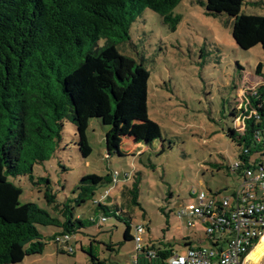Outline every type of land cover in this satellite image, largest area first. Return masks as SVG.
<instances>
[{
  "label": "trees",
  "instance_id": "obj_1",
  "mask_svg": "<svg viewBox=\"0 0 264 264\" xmlns=\"http://www.w3.org/2000/svg\"><path fill=\"white\" fill-rule=\"evenodd\" d=\"M182 1L0 0V264H18L26 257L42 255L46 237L40 228L53 229L48 240L57 247L67 237V252L59 251L66 254L73 253L70 243L74 235H86L83 229L92 225L100 228L108 218L122 222L124 241L135 243L136 226L132 236L130 209L139 206L138 178L128 187L126 175L121 180L127 183L121 192L127 196L126 203L113 200L109 205L104 201L111 200L109 191L94 199L95 191L102 185L116 187V172L86 175L69 194L59 195L47 176L34 175V168L55 154L65 122L75 127L82 158L92 152L87 137L92 119L108 127L107 157L130 154L123 150L128 146L124 143L126 133H137L134 143L142 148L136 153L139 156L160 139L159 127L147 114L150 72L143 63L122 53L119 46L129 42L131 25L146 9L174 32L181 17L173 10ZM248 4H252L250 0L198 1L206 15H224L232 27L245 18L242 9ZM246 18L253 31L264 35V16ZM255 75L263 83L247 92L241 104L236 100L229 113L232 127L226 131L237 149L234 164L239 165L236 170L234 164L226 169L237 174L239 182L243 171L254 167L264 154L262 64H257ZM238 83L231 87L236 96ZM215 168L220 171L223 166L217 164ZM19 178L38 189L46 209L20 203L23 190L14 182ZM191 197L194 201V195ZM89 201L103 212L97 220H83L76 212ZM106 247L112 250L113 245ZM149 251L153 257L147 255ZM135 254L137 264H166L174 251L171 246H145ZM87 255L93 264H102L90 250Z\"/></svg>",
  "mask_w": 264,
  "mask_h": 264
},
{
  "label": "rangeland",
  "instance_id": "obj_2",
  "mask_svg": "<svg viewBox=\"0 0 264 264\" xmlns=\"http://www.w3.org/2000/svg\"><path fill=\"white\" fill-rule=\"evenodd\" d=\"M198 1L183 0L173 10V14L181 17L174 32L157 14L144 10L131 25L129 42L119 46L122 53L143 63L150 72L147 114L148 120L159 127L160 139L139 156L136 153L142 148L134 143L137 133H126L124 143L129 147L123 150L130 154L107 157L108 127L92 119L87 130L92 152L82 158L75 127L65 122L55 154L34 168V175L47 176L59 195L69 194L86 175L116 172V187L102 185L95 191L94 199L109 191L111 200L104 198L109 205L113 200L126 203L127 196L121 193L127 184L121 180L126 175L128 187L138 178L139 206L130 209L131 235H135L134 226H144L143 247L171 246L178 255H184L189 247H211L203 224L197 219H179L177 213L180 207L193 202L192 190L219 192L222 197L238 186L237 174L226 169L234 164L237 155L236 147L226 136L227 129L232 127L229 113L236 100L241 104L247 92L263 83L255 75L257 64H262L264 74V35L253 31L250 19L246 18L264 16V0H250L252 4L242 9L245 18L235 27L224 15H206ZM241 46L251 47L242 50ZM237 82L236 96L231 87ZM236 124L239 127L241 122L238 120ZM217 164L223 166L220 171H216ZM14 182L23 190L21 204L34 203L46 209L36 187L24 178ZM76 212L83 220H97L103 215L92 201ZM189 221L194 227H188ZM40 230L46 237L43 254L26 257L18 264H93L87 255L89 250L102 264H128L135 255V243L123 239L125 225L114 218H108L100 228L92 225L83 229L86 235H74L70 243L72 254L60 253V250L67 252V248L48 240L52 228ZM111 244L112 250L107 249ZM243 264L251 263L244 260ZM260 264H264V258Z\"/></svg>",
  "mask_w": 264,
  "mask_h": 264
},
{
  "label": "built area",
  "instance_id": "obj_3",
  "mask_svg": "<svg viewBox=\"0 0 264 264\" xmlns=\"http://www.w3.org/2000/svg\"><path fill=\"white\" fill-rule=\"evenodd\" d=\"M238 166L235 163L233 168ZM191 194L194 201L180 207L177 216L199 220L211 247H189L184 255L174 254L166 264H243L264 235V154L254 167L243 171L241 182L230 195L220 197L197 190ZM187 225L194 227L191 221ZM143 232V226H136V253L143 248ZM147 255L153 257L151 251ZM128 264H137L136 254Z\"/></svg>",
  "mask_w": 264,
  "mask_h": 264
},
{
  "label": "bare ground",
  "instance_id": "obj_4",
  "mask_svg": "<svg viewBox=\"0 0 264 264\" xmlns=\"http://www.w3.org/2000/svg\"><path fill=\"white\" fill-rule=\"evenodd\" d=\"M264 258V235L259 240L258 244L247 255L245 261L251 264H260Z\"/></svg>",
  "mask_w": 264,
  "mask_h": 264
}]
</instances>
